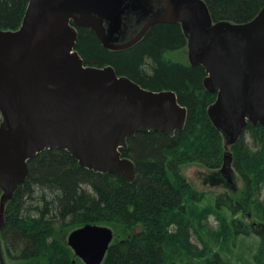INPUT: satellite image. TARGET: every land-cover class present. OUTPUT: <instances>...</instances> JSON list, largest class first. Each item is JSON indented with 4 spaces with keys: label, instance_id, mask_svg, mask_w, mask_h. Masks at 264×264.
<instances>
[{
    "label": "water",
    "instance_id": "95a60500",
    "mask_svg": "<svg viewBox=\"0 0 264 264\" xmlns=\"http://www.w3.org/2000/svg\"><path fill=\"white\" fill-rule=\"evenodd\" d=\"M156 2L28 0L19 28L0 29V232L5 204L40 153L63 150L80 168L131 184L127 141L147 132L173 137L184 126L174 92L142 88L111 66H85L77 28L119 52L155 24H179L189 65L204 69L203 87L215 93L207 116L223 137L224 163L249 123L264 126V7L230 23L213 22L203 0ZM112 240L110 228L89 224L70 232L67 245L83 264H101Z\"/></svg>",
    "mask_w": 264,
    "mask_h": 264
},
{
    "label": "trees",
    "instance_id": "16d2710c",
    "mask_svg": "<svg viewBox=\"0 0 264 264\" xmlns=\"http://www.w3.org/2000/svg\"><path fill=\"white\" fill-rule=\"evenodd\" d=\"M203 1L213 22L245 23L264 7V0ZM27 4L28 0H0V29L19 28ZM185 44L179 24H155L135 45L119 52L103 48L88 29L77 28L75 51L85 66H111L118 76H125L142 88L174 92L178 104L187 111L184 126L173 137L147 132L129 140L121 153L135 165L131 184L116 175L80 168L63 150L44 151L30 160L26 179L4 208L1 233L10 259L82 264L60 238L91 224L123 233L121 240L111 244L101 264H181L169 252L174 249L172 237L183 235L182 224L189 228L198 222V216L202 222L206 221V213L196 216L185 210L188 189L186 186L180 189L184 182L180 167L198 162L206 168L218 169L225 153L223 137L207 116L215 93L203 87L204 69L167 58L168 52L183 49ZM246 138L254 149L245 146ZM229 152L233 168L245 181V195L249 190L259 194L264 188V126L249 123ZM246 166L252 170V176L244 170ZM192 197L198 201L202 195L193 193ZM216 204L220 208L224 204L232 215L243 209L220 196ZM208 212L214 213V209L209 208ZM255 218L253 224L260 226L264 235V213ZM230 223L236 234L250 233L238 219L232 218ZM172 226L177 232H170ZM46 247L51 249H43ZM218 250L215 261L227 264L222 259L223 248ZM261 255L264 264V249ZM188 264L202 263L192 259Z\"/></svg>",
    "mask_w": 264,
    "mask_h": 264
},
{
    "label": "rangeland",
    "instance_id": "374dc122",
    "mask_svg": "<svg viewBox=\"0 0 264 264\" xmlns=\"http://www.w3.org/2000/svg\"><path fill=\"white\" fill-rule=\"evenodd\" d=\"M152 1L155 2L156 6L158 5L156 2L157 0ZM167 58L170 61L180 64H189L186 47L168 52ZM245 146L254 149L248 138L245 140ZM250 151L254 152V150ZM229 156L231 160L225 163L223 160L220 166L221 168L218 169L206 168L198 162H189L180 167V175L185 182L180 184V189H183L185 186L188 189V192H185V198H188L185 210L191 215L194 214L196 216H198L197 213H206V221L203 218L204 221L202 222V220L199 219H202V217L198 216V222H194L193 226L187 228L185 224H182L183 235L176 233L177 235L172 237L174 249H170L169 252L172 253L171 255L173 257L176 256L175 259L181 264H188L189 260L192 259L202 264H220L215 261V255L217 251H219V247H222L224 250L222 259L227 260V264H263L261 261L263 257L261 253L262 249H264L263 230L260 226L254 225L253 221L256 220L255 215L264 213V188L259 194L257 192L258 195H255L252 190H249L248 195H245V181L233 168L230 152ZM238 159L240 158L238 157ZM244 170L252 176L253 173L251 169H248L246 166ZM191 193H200L203 195L202 198L197 201L193 199ZM221 193H227L231 197V203L233 205L238 203L241 209L243 208L238 215H232L227 208H214L213 198ZM253 200L261 204L262 208H258L255 203L256 201L254 202ZM209 208L212 209V211L214 209V213L208 212ZM232 208H235V206H232ZM234 216L241 221L242 225L248 227L250 230L248 235H239L233 231L230 222L232 218L234 219ZM216 217H219L221 220L218 221ZM205 223L206 225H204ZM200 224L201 227H199ZM169 228L170 232H177L175 226ZM136 231L139 232V229ZM113 232L114 237L112 242L123 238V233L120 230ZM68 233L60 238L65 245H67L66 237ZM0 240L3 247V249L1 248V264L45 263L40 260L28 262L10 259L7 255L5 240L3 239L2 233H0ZM220 242H222V245ZM43 249H51V247ZM51 253L52 250H50V254ZM222 263L226 262L222 260Z\"/></svg>",
    "mask_w": 264,
    "mask_h": 264
},
{
    "label": "flooded vegetation",
    "instance_id": "af4514ba",
    "mask_svg": "<svg viewBox=\"0 0 264 264\" xmlns=\"http://www.w3.org/2000/svg\"><path fill=\"white\" fill-rule=\"evenodd\" d=\"M200 194V193H199ZM201 195H203V194H201ZM219 196H220V198L222 199V200H226L227 202H229V201H231L232 202V200H231V197L227 194V193H221V194H219V195H216V196H214V198H213V202H214V206L215 207H217V204H216V200H217V198H219ZM237 202V201H236ZM238 204V203H237ZM222 208H225V206H224V204L222 205ZM239 214V212L237 213V214H233V215H238ZM234 216V219H237L236 217ZM239 220V219H238Z\"/></svg>",
    "mask_w": 264,
    "mask_h": 264
}]
</instances>
